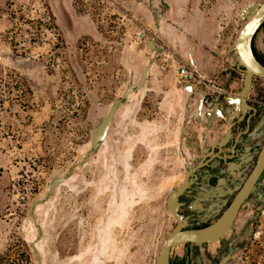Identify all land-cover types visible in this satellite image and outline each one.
Segmentation results:
<instances>
[{"label":"rangeland","instance_id":"rangeland-1","mask_svg":"<svg viewBox=\"0 0 264 264\" xmlns=\"http://www.w3.org/2000/svg\"><path fill=\"white\" fill-rule=\"evenodd\" d=\"M204 1L199 9L217 14L220 30L236 32L238 10L264 0ZM143 2L106 0L70 26L54 0H0V264L155 263L173 224L165 197L182 171L175 127L163 129L169 114L151 109L161 89L141 103L152 111L142 118L132 93L78 165L100 118L150 57L132 22Z\"/></svg>","mask_w":264,"mask_h":264},{"label":"flooded vegetation","instance_id":"flooded-vegetation-1","mask_svg":"<svg viewBox=\"0 0 264 264\" xmlns=\"http://www.w3.org/2000/svg\"><path fill=\"white\" fill-rule=\"evenodd\" d=\"M54 1L56 12L70 26L80 21L78 18L75 20L76 17H85L89 9L101 12L102 4L106 2V0H72L71 3L65 0ZM202 2L205 1L185 0L181 8L171 0H146V4L139 3L138 14L132 18L136 26V38L140 45L150 52L148 61L141 69L150 61H153L151 66L159 63L165 64V67L177 64L176 72L183 77L178 82V89H181L183 94L156 95L155 106L151 108L153 114H161L162 107L165 108L164 114H169L163 129L175 127L174 153L181 158L182 171L178 183L167 192L165 201L172 190L183 187L177 198V213L186 220V225L182 229H204L213 225L242 197L228 230L222 236L211 243L186 242L171 247L169 264H235L247 250L250 229L259 220L264 205V164L255 171L264 148V77H252L245 103L242 105L238 102L236 109L244 73L237 68L238 56L233 50L235 39L233 42L232 40L227 42L222 52L223 56L230 57L223 71V74L227 73V80L224 82H218L217 77L208 79L205 76L204 71L193 59L191 44L189 48L195 66H192L187 58L189 48L185 56L171 55L172 45L162 43L160 40L162 35L176 36L181 33L186 36V26L181 23L191 18L197 21L196 29L190 30L193 36L200 29L199 22L202 17L212 18L218 23L220 17L212 10L199 9ZM207 3L210 6L212 4L209 0ZM253 4L238 10L243 20L241 26L248 19ZM118 8L121 9V6L118 5ZM53 17L55 18V15ZM54 21L57 22L56 19ZM224 31L221 30L218 35L222 41H225L227 35ZM258 34L262 36V50L254 45V39ZM151 39L153 48H146V42ZM186 46L187 43H184L185 48ZM158 48H161V51H158ZM252 51L256 59L264 65V22L253 36ZM208 55L216 57L213 51ZM181 68L184 72L179 73ZM187 74H190L189 78ZM136 81L133 80V83ZM215 81L220 85H216ZM208 82H211L210 86H206ZM152 98L154 96L149 94L139 99L137 114H140V118L143 112H152L148 109L150 106L143 105L144 110L141 106L145 99ZM174 105L176 109L172 111ZM165 201V209L173 221L172 229L177 220L168 211ZM173 249L178 250L173 253Z\"/></svg>","mask_w":264,"mask_h":264},{"label":"water","instance_id":"water-1","mask_svg":"<svg viewBox=\"0 0 264 264\" xmlns=\"http://www.w3.org/2000/svg\"><path fill=\"white\" fill-rule=\"evenodd\" d=\"M249 17L245 21V23L239 29L235 41L233 50L238 56L237 60V68L244 73L243 76V84L239 91V96L237 98V103L235 108L237 109L238 102H241L242 105L245 103V96L248 93L251 79L253 76L264 77V65L261 64L255 57L252 51V40L253 36L258 29V27L264 22V2H258L252 5L250 12L248 13ZM142 35L140 34V37ZM146 48H153V40H148L145 44ZM161 51V48L157 49ZM187 58L189 63L192 66H195L191 56V50L188 49ZM153 61L148 62L142 69L138 80L133 83L131 81L124 90L117 96L110 104L106 114L100 118L98 124L95 126L94 132L90 139V150L85 152L82 156V161L78 163V165H82L88 159V157L95 153L104 142L109 127L112 123L116 112L118 111L121 104L128 99L130 94L137 92L142 88L144 85L146 75L148 70L150 69ZM184 72V69H179V73ZM190 77V74H187V78ZM243 110V106H242ZM264 164V148L260 154L258 164L255 168V171L260 169ZM74 167H71L69 171L66 173L56 176L51 179L48 185V190L46 193V197L50 196L52 193L56 191V189L64 184L69 179V172ZM188 175V173L186 174ZM187 178V176H186ZM185 178V180H186ZM183 187H180L176 190H172L166 198V207L171 215L177 220L176 225L167 233L164 241L162 242L158 255L156 257L154 264H169L170 262V249L171 247L182 245L186 242H192L195 244H201L204 242H214L220 236H222L229 228L235 213L237 211V207L242 201V197L239 198L233 206H231L223 215L222 217L213 225H210L204 229H182L186 225V220L182 218L177 213V198L180 191ZM40 201H34L31 206L29 207V213L32 215L36 205H38ZM40 228V227H39ZM41 234V233H40ZM35 242L32 241L30 246L33 250H35Z\"/></svg>","mask_w":264,"mask_h":264},{"label":"crops","instance_id":"crops-1","mask_svg":"<svg viewBox=\"0 0 264 264\" xmlns=\"http://www.w3.org/2000/svg\"><path fill=\"white\" fill-rule=\"evenodd\" d=\"M177 22V21H176ZM178 23V22H177ZM181 24L186 26V36L184 34H177L176 36H160L162 43H170L172 45V53L175 56H185L186 50L192 47V56L197 64L203 71L208 79H214L217 77L218 82H224L227 80V73L223 74L225 69V63L230 61V57H225L222 55L223 50L227 46V42L234 41L236 32H231L230 29L225 30L227 35L225 41L219 39L220 27L218 23L212 18L202 17L200 24V29L193 36L190 33L191 28L196 29L197 21L195 18L186 20ZM192 37V38H191ZM261 34H258L254 39V45L257 49L262 50L261 44ZM184 43H187L186 48ZM215 52L216 57H211L208 54L210 52ZM166 55V53H165ZM177 64L165 67V64L159 63L157 65L151 66L147 72L146 80L143 87L135 92L133 95H139L140 98L148 96L149 92L157 89H161V95L166 96H177L183 94L181 89H178V82L183 79L176 72ZM192 71V69H191ZM216 82V81H215ZM216 82V85L220 83ZM186 82L183 83L185 86ZM211 82L206 83V86H210ZM176 109V106H172V111Z\"/></svg>","mask_w":264,"mask_h":264},{"label":"built area","instance_id":"built-area-1","mask_svg":"<svg viewBox=\"0 0 264 264\" xmlns=\"http://www.w3.org/2000/svg\"><path fill=\"white\" fill-rule=\"evenodd\" d=\"M249 237L247 250L235 264H264V209L250 229Z\"/></svg>","mask_w":264,"mask_h":264},{"label":"bare ground","instance_id":"bare-ground-1","mask_svg":"<svg viewBox=\"0 0 264 264\" xmlns=\"http://www.w3.org/2000/svg\"><path fill=\"white\" fill-rule=\"evenodd\" d=\"M248 13V12H247ZM245 13H243V15H244ZM245 16V15H244Z\"/></svg>","mask_w":264,"mask_h":264}]
</instances>
